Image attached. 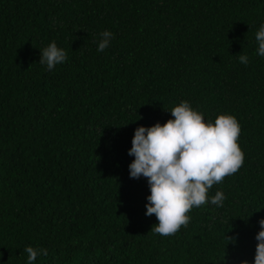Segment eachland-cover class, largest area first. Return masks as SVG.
I'll list each match as a JSON object with an SVG mask.
<instances>
[{
	"label": "trees",
	"instance_id": "obj_1",
	"mask_svg": "<svg viewBox=\"0 0 264 264\" xmlns=\"http://www.w3.org/2000/svg\"><path fill=\"white\" fill-rule=\"evenodd\" d=\"M264 0H0V264H254L264 219ZM114 34L98 52L100 33ZM67 61L52 71L40 49ZM249 58L247 65L238 56ZM188 101L240 125L238 172L171 236L151 232L135 129ZM226 237H235V242Z\"/></svg>",
	"mask_w": 264,
	"mask_h": 264
},
{
	"label": "clouds",
	"instance_id": "obj_2",
	"mask_svg": "<svg viewBox=\"0 0 264 264\" xmlns=\"http://www.w3.org/2000/svg\"><path fill=\"white\" fill-rule=\"evenodd\" d=\"M97 51H105L114 34L101 32ZM258 44L256 54L264 57V24L255 33ZM39 63L52 71L58 64L67 61V53L55 41L40 49ZM241 64L247 65L246 55L238 56ZM174 119L161 125L139 126L135 129L132 147L128 154L135 159L129 165L130 178L148 179L150 195L147 197L146 216L153 214L158 223L151 232L161 236L176 234L181 226L190 222L188 213L193 207L211 203L222 207L225 195L217 191L209 198L208 192L215 184H220L241 168L244 153L237 143L240 125L229 114H221L214 123L205 122L203 114L194 110L188 101H182L170 110ZM260 231L254 264H264V219L259 220ZM235 242V237H226ZM27 264H33L41 254L48 255L47 249L28 246ZM241 264H248L242 261Z\"/></svg>",
	"mask_w": 264,
	"mask_h": 264
}]
</instances>
